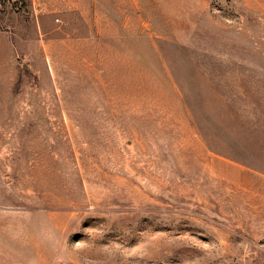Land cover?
Wrapping results in <instances>:
<instances>
[{"label": "rangeland", "instance_id": "1", "mask_svg": "<svg viewBox=\"0 0 264 264\" xmlns=\"http://www.w3.org/2000/svg\"><path fill=\"white\" fill-rule=\"evenodd\" d=\"M0 264H264V0H0Z\"/></svg>", "mask_w": 264, "mask_h": 264}]
</instances>
